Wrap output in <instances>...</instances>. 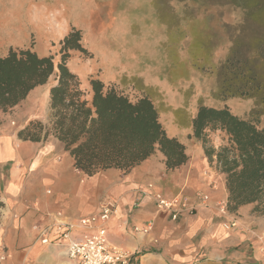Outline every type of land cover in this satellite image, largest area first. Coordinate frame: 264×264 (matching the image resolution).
<instances>
[{
	"label": "crops",
	"instance_id": "crops-1",
	"mask_svg": "<svg viewBox=\"0 0 264 264\" xmlns=\"http://www.w3.org/2000/svg\"><path fill=\"white\" fill-rule=\"evenodd\" d=\"M4 15L0 12V26L8 21ZM14 16L20 20L21 11ZM27 16V23L22 20L8 34L0 32V52L31 48L34 35L32 49L49 57V43H61L74 27L54 4L33 1ZM71 54L68 66L92 101L87 77L106 86L112 82L103 80L96 65L83 62L81 52ZM58 73L56 69L47 84L35 88L13 109L0 111V264H79L67 256L63 235L70 226L73 240L93 233L79 223L97 215L107 200L116 203L106 225L109 247L132 256L131 264H264V216L253 214V205L226 217L220 214L217 202L229 199L227 176L216 157L207 155L203 142L190 138L192 123L163 125L170 137L185 145L188 156L185 165L171 171L157 150L128 173L110 169L89 177L75 168L71 152L52 134L45 137V131L40 141L21 138L20 131L35 121L52 128L51 89L58 84ZM214 147L218 150L217 143ZM156 194L181 197L196 211H183L172 219L157 209ZM198 194L209 196L206 206ZM137 201L140 207L135 208ZM233 220L238 227L227 229L224 224ZM150 222L153 228L148 233L135 231ZM36 227L49 229V244H42Z\"/></svg>",
	"mask_w": 264,
	"mask_h": 264
},
{
	"label": "trees",
	"instance_id": "trees-1",
	"mask_svg": "<svg viewBox=\"0 0 264 264\" xmlns=\"http://www.w3.org/2000/svg\"><path fill=\"white\" fill-rule=\"evenodd\" d=\"M175 1V0H174ZM184 1V0H176ZM209 5L232 6L243 13L238 26H227L231 43L229 54L217 69L214 98L221 101H255L249 118L234 115L228 107L198 108L192 121L194 137L202 141L209 157H216L227 176L228 210L236 213L253 205V214L264 216V0H206ZM158 12L160 11V6ZM162 19V18H161ZM81 30L72 28L61 42V61L41 57L32 48L11 49L0 55V111L23 102L35 88L47 84L58 69V84L51 89L52 128L35 121L19 136L40 141L52 134L71 152L75 168L92 177L116 169L128 173L158 150L168 171L188 161L186 147L170 137L160 121L159 111L149 96L133 101L115 84L106 86L91 79L92 101L85 97L81 81L68 64L72 52L88 54L82 45ZM221 131L229 141L215 150L208 147L206 132ZM3 204L0 203V207Z\"/></svg>",
	"mask_w": 264,
	"mask_h": 264
},
{
	"label": "rangeland",
	"instance_id": "rangeland-1",
	"mask_svg": "<svg viewBox=\"0 0 264 264\" xmlns=\"http://www.w3.org/2000/svg\"><path fill=\"white\" fill-rule=\"evenodd\" d=\"M33 1L65 11L74 28L82 31V45L89 52L82 53L81 60L96 65L103 80L119 82L117 88L133 101L149 96L165 126L173 122L189 126L201 105L228 107L244 119L255 108L254 100L214 98L217 69L231 47L227 26L242 22L239 9L209 5L206 0H0V12L8 20L0 32L8 34L22 20L27 23ZM16 11L22 13L20 20L14 16ZM35 44L33 35L31 48ZM61 48L59 42L48 45L56 65L61 61ZM11 49L29 48L0 53L7 55ZM259 72L264 77V71ZM87 78L90 81L92 76ZM261 125L264 127V117ZM223 134L208 130V147L215 149L217 143L219 150L227 144L229 139Z\"/></svg>",
	"mask_w": 264,
	"mask_h": 264
},
{
	"label": "built area",
	"instance_id": "built-area-1",
	"mask_svg": "<svg viewBox=\"0 0 264 264\" xmlns=\"http://www.w3.org/2000/svg\"><path fill=\"white\" fill-rule=\"evenodd\" d=\"M198 198L202 205L206 206L208 204V195L198 194ZM154 201L157 209L170 214L172 219H177L183 211H188L190 214L196 211L195 207H191L181 197L167 199L160 194H156ZM138 207H140V201L135 203V208ZM115 208L116 203L107 200L102 203L97 215L81 219L80 226L93 231V233L84 235L79 240H73L69 237V232L73 229V226L69 227L63 237L66 239V254L70 259L78 260L79 264H131L132 256L112 250L108 244L106 225L111 220ZM217 208L222 216H229L228 202H217ZM224 226L227 229L237 228L238 222L237 220L229 221ZM152 228L153 222H150L145 228L136 227L135 231L148 233ZM36 230L39 232L42 244H49V229L36 227ZM1 259H5V255Z\"/></svg>",
	"mask_w": 264,
	"mask_h": 264
},
{
	"label": "bare ground",
	"instance_id": "bare-ground-1",
	"mask_svg": "<svg viewBox=\"0 0 264 264\" xmlns=\"http://www.w3.org/2000/svg\"><path fill=\"white\" fill-rule=\"evenodd\" d=\"M48 24V23H47Z\"/></svg>",
	"mask_w": 264,
	"mask_h": 264
}]
</instances>
